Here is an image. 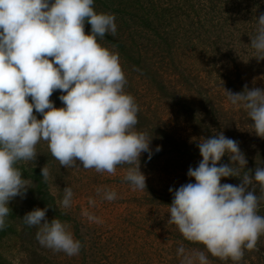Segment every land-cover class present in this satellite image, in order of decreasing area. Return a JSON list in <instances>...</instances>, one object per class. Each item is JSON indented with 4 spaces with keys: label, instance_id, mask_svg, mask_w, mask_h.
I'll return each mask as SVG.
<instances>
[{
    "label": "clouds",
    "instance_id": "9594fccd",
    "mask_svg": "<svg viewBox=\"0 0 264 264\" xmlns=\"http://www.w3.org/2000/svg\"><path fill=\"white\" fill-rule=\"evenodd\" d=\"M93 4L94 0H0V230L6 227L9 202L25 197L32 183L16 162L36 159L41 140L61 166L81 167L79 160L84 169L115 174L117 166L126 165L123 180L133 191L146 189L140 157L148 153L151 159V138L136 127L139 105L125 91L119 53L97 39L116 35L115 14L97 12ZM256 20L250 46L256 58L264 59V13ZM86 21L91 25L88 33ZM57 90L62 107L50 99ZM224 92L233 106L246 111L255 134L264 138V89L245 85L243 91ZM197 146L202 159L187 171L195 182L169 188L173 199L167 224L204 249H187L181 242L176 255L180 264H210L209 253L240 264L246 250H258L264 235V215L258 213L264 202V166L252 174L239 142L223 132L203 138ZM225 155L230 163H219ZM41 174L47 182L46 165ZM225 177L241 182L221 183ZM96 192L107 201L118 198L107 185ZM73 197V188L66 186L58 203L70 208ZM95 205L89 197L81 215L102 223L90 210ZM48 207H36L21 219L37 228L41 246L78 255L82 242L68 222L56 216L49 220Z\"/></svg>",
    "mask_w": 264,
    "mask_h": 264
},
{
    "label": "trees",
    "instance_id": "16d2710c",
    "mask_svg": "<svg viewBox=\"0 0 264 264\" xmlns=\"http://www.w3.org/2000/svg\"><path fill=\"white\" fill-rule=\"evenodd\" d=\"M201 1L213 0H94L93 7L97 12L115 14L116 35L106 34L105 38L97 39L102 46L119 53L127 79L125 91L132 89V83L138 81L157 99L176 105L178 111L185 115L187 124L193 125L196 130V137H177L169 130L166 121L157 119V113L146 110L140 99L134 97L139 105L136 127L151 138V159L173 154V157H179L184 163L194 161L198 165L202 156L197 145L203 138L219 132L229 137L228 129L226 125H222L223 119L221 120L226 113L220 96L221 92L225 93L224 88L235 93L243 91L245 85L249 89L261 87L244 77V72L234 63L236 53L230 45L232 40L227 44L223 35L216 39L209 33L212 7L207 5L202 16L200 13L204 5ZM205 22L207 35L204 34L205 37L201 38L200 26H204ZM90 30L91 25L86 21L85 32ZM241 40L246 44V38ZM59 95L60 91L57 90L50 97L56 107L63 106ZM252 131L258 142L252 157L246 153L245 145L239 147L248 160L246 169H251L254 174L257 166H264V138ZM147 160L148 153H143L140 157L141 164ZM219 163H230L229 157L225 155ZM15 166L32 183L25 197L16 196L9 202L11 211L6 227L0 230V241L6 237L14 238L25 245L24 250H32L36 254L40 248L44 249L36 239L37 228L27 226L21 218L36 207L46 206H49L46 213L49 220L56 216L65 221L69 219V215L58 207L49 189L48 179L45 182L42 178L40 167L26 164L22 160L17 161ZM243 171L242 169L241 173ZM222 182L239 184L241 181L238 177H225L221 178ZM256 191L259 192V189ZM258 213L264 215V202H261ZM261 240H264V235L260 236L258 244H261ZM261 246L260 252L263 255L264 244ZM245 256H248L247 250ZM0 264L39 263L35 257L28 263L24 260L15 263L0 250ZM250 264L256 263L251 261Z\"/></svg>",
    "mask_w": 264,
    "mask_h": 264
},
{
    "label": "rangeland",
    "instance_id": "374dc122",
    "mask_svg": "<svg viewBox=\"0 0 264 264\" xmlns=\"http://www.w3.org/2000/svg\"><path fill=\"white\" fill-rule=\"evenodd\" d=\"M209 2L201 1L204 6L200 13L203 16L206 6L211 5L212 23L208 28L209 33L216 39L223 35L227 44L232 40L230 47L236 53L234 63L239 65L244 77L264 89V59L256 58V51L250 46L251 36L256 30V19L264 13V0ZM206 31L205 22L204 26H200L201 38L207 35ZM241 38L247 39L246 44ZM132 84L135 87L131 85L132 89L128 88L126 91L133 97H138L146 110L157 113V119L166 121L169 130L177 137L188 139L197 136L193 125L187 124L185 115L178 111L176 105L157 99L138 81ZM220 96L226 111L221 118L222 125H226L229 138L238 141L239 145H245L246 153L252 157L258 142L253 136L250 118L245 110L233 106L225 93L221 92ZM37 116L42 118L40 114ZM36 151V159L22 161L41 169L45 165L48 167L49 189L58 207L69 215V219L65 221L70 225L75 238L82 242V248L75 256L49 248L46 250V247L37 250L36 255L32 250H24L25 245L14 238H3L0 250L15 263L21 260L28 263L35 257L39 264H180L176 249L181 242L187 249H204L202 244L184 240L174 225L167 224L170 217L168 205L173 199L169 188L176 189L190 181L195 182L194 178L187 175L190 166H197L194 161L184 163L179 157H173V154L149 159L140 164L141 171L146 176V189L133 191L130 184L123 180L126 165L117 166L115 174L84 169L79 160L76 163L81 167L66 168L52 156L46 141H39ZM101 185L114 188L118 198L113 201L102 199L96 192V188ZM66 186H71L74 192L73 205L67 209L58 203L63 198V188ZM89 197L96 200V205L90 210L102 219V223L89 222L81 215V208L88 207ZM259 242L261 244H258V250L248 251V256H244L240 264H250L251 261L264 264V254L260 252L264 240ZM208 255L210 264H233L230 259L220 260L210 253Z\"/></svg>",
    "mask_w": 264,
    "mask_h": 264
}]
</instances>
